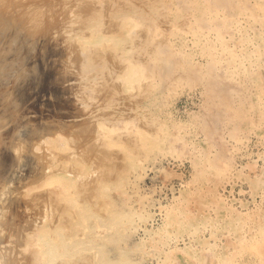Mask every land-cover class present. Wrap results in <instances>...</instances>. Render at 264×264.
<instances>
[{
  "label": "rangeland",
  "instance_id": "1",
  "mask_svg": "<svg viewBox=\"0 0 264 264\" xmlns=\"http://www.w3.org/2000/svg\"><path fill=\"white\" fill-rule=\"evenodd\" d=\"M0 122V264H264V0H0Z\"/></svg>",
  "mask_w": 264,
  "mask_h": 264
},
{
  "label": "bare ground",
  "instance_id": "2",
  "mask_svg": "<svg viewBox=\"0 0 264 264\" xmlns=\"http://www.w3.org/2000/svg\"><path fill=\"white\" fill-rule=\"evenodd\" d=\"M1 123V122H0ZM2 124V123H1ZM4 149V148H3ZM10 163V162H9Z\"/></svg>",
  "mask_w": 264,
  "mask_h": 264
}]
</instances>
